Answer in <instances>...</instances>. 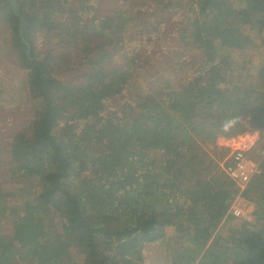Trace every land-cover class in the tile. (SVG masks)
<instances>
[{"label":"trees","instance_id":"trees-1","mask_svg":"<svg viewBox=\"0 0 264 264\" xmlns=\"http://www.w3.org/2000/svg\"><path fill=\"white\" fill-rule=\"evenodd\" d=\"M18 1L30 54L12 6L0 17L38 110L11 162H29L40 190L9 212L0 264H144L179 220L194 255L177 247L171 264H264V139L242 193L254 221L217 230L239 192L218 138L264 132V62L245 82L226 53L252 43L245 25L264 30V0H147L130 13L132 0L117 25L86 0Z\"/></svg>","mask_w":264,"mask_h":264},{"label":"rangeland","instance_id":"rangeland-1","mask_svg":"<svg viewBox=\"0 0 264 264\" xmlns=\"http://www.w3.org/2000/svg\"><path fill=\"white\" fill-rule=\"evenodd\" d=\"M96 1V0H93ZM129 4V10L131 7V1L127 0ZM190 0H187L188 2ZM106 10L108 8L113 7L115 4L119 5V0H112L110 3L107 2ZM141 4V5H139ZM147 4V0H136L134 1L135 8H132L130 13L136 11L138 8L142 10V5ZM96 10L93 11L94 14L100 16L102 14L103 7L100 8L101 4L99 3L95 5ZM109 12L108 14H111ZM149 15L154 16V10L149 12ZM3 17V16H2ZM0 17V18H2ZM134 18H138V16H133ZM67 24L70 25L72 23V17H67ZM93 22L98 23L97 18H92ZM251 27V28H250ZM245 32H249L252 43L249 44L245 49H234L228 50L226 55L230 60L232 67L235 69L236 74L240 75L245 82H255V79L258 76V71L260 66L264 62V30L255 28V26L245 25ZM258 29V30H256ZM260 30V31H259ZM134 30L132 29L127 31V36L133 35ZM14 34V31H13ZM15 37V36H14ZM17 58L18 51L16 49ZM224 54V53H223ZM19 62V59H18ZM20 67V72H15L11 74L8 71V75L10 77L14 76L13 82L7 84L9 90L6 92L4 86L1 89V97H4L6 100L11 99L12 92L17 94L16 103L13 105L12 110L18 109L22 111H17L13 113L14 115L8 120L9 123H5L4 120L0 123L4 125L0 127V214H7L2 218V222H0V232H5L7 226L9 225V212L12 210L19 211L18 205L21 204V198L33 197L40 190L39 178H33L32 172L27 165H30L29 162L24 163H14L11 162V148H12V139L15 135L19 133H27L29 132V124L30 121L33 120L36 116L38 110V103L36 100V96H34L31 87L29 85L28 72L25 68L21 67L20 63L17 64ZM140 74H137V78L140 82H145L144 80V71H140ZM6 75V76H8ZM4 83V81H2ZM8 94V97H5ZM15 99H12L14 102ZM5 113L1 114V117L4 116ZM9 114V113H8ZM7 114V116H8ZM14 118V119H13ZM249 134V135H248ZM246 137V138H245ZM227 137L218 138V145L227 147L226 143ZM247 144V148H249L251 156H258L257 153L260 152L258 146H255L259 140L264 139V132L254 131L247 133L246 136L243 137ZM258 158V157H257ZM16 165H20V167H14ZM238 204L246 211L249 212L251 219L237 218L235 216H229L226 220L223 219L218 225V232L222 235H225L227 232H230L233 228L246 225L248 222H253L255 219V210L256 205L252 200H248L242 196L240 200H238ZM5 220V223H4ZM49 227L54 228L57 227V217L53 214L50 216ZM182 221L173 223L169 225L166 229V234L160 240L155 242L147 243L144 248V264H171L172 262V251L177 247L182 249H187L188 251L186 255H194L193 248L194 246L190 243L187 238H181V230H182ZM192 249V250H191ZM197 262V261H195ZM195 262L190 264H195Z\"/></svg>","mask_w":264,"mask_h":264},{"label":"crops","instance_id":"crops-1","mask_svg":"<svg viewBox=\"0 0 264 264\" xmlns=\"http://www.w3.org/2000/svg\"><path fill=\"white\" fill-rule=\"evenodd\" d=\"M78 1L79 0H71V2H67V3L68 6L70 7L78 3ZM86 1L88 5L92 4L94 6L96 4L99 5V3L101 4L100 8L103 7V10L100 17L102 18L103 21H106L105 17L103 16L105 15L107 17L109 15L108 13L112 12L110 18L111 20L112 18L114 19L115 22L114 24L116 25L119 24L120 12L122 14H126L129 10L128 7L129 4L128 1L126 0H119V5L115 4L113 7L108 8L107 10L105 3L107 2L110 3L112 0H96V1L86 0ZM18 63L19 62L16 53L15 37L13 34L12 25L9 18L3 16L2 18H0V92L3 86L7 92L9 90L7 84L13 82L14 76L12 75V77H10V74L9 75L7 74L8 71H10L11 74L21 71L20 67H18L17 65ZM2 81H4V83ZM11 95H12L11 99L6 100L4 97H1V93H0V123L2 122V120H4L5 123H9L8 120L14 115L13 113H16L17 111H22L15 108L12 110L13 105L16 103L17 94L15 95V92H12ZM5 97H8V94H6ZM12 99H15V101L12 102ZM3 113L5 114L3 117H1V114ZM1 126L4 127V125L0 124V127Z\"/></svg>","mask_w":264,"mask_h":264},{"label":"built area","instance_id":"built-area-1","mask_svg":"<svg viewBox=\"0 0 264 264\" xmlns=\"http://www.w3.org/2000/svg\"><path fill=\"white\" fill-rule=\"evenodd\" d=\"M246 134L227 139L226 145L230 150L223 158L221 166L239 189L238 194L231 202L227 216L232 215L248 220L251 219L250 213L238 204V200L242 198V193L251 181L261 172V160L250 155L249 148H247L245 139H243Z\"/></svg>","mask_w":264,"mask_h":264},{"label":"water","instance_id":"water-1","mask_svg":"<svg viewBox=\"0 0 264 264\" xmlns=\"http://www.w3.org/2000/svg\"><path fill=\"white\" fill-rule=\"evenodd\" d=\"M11 5L14 14L19 19V35L22 38L23 42L28 45L29 49L27 50V53L30 54V43L27 41L25 37V27L27 25V20L25 18V15L23 14L21 3L18 0H0V10L3 9L5 6Z\"/></svg>","mask_w":264,"mask_h":264}]
</instances>
